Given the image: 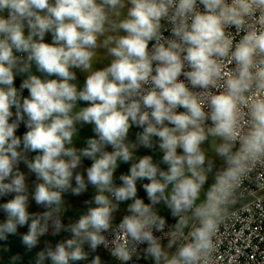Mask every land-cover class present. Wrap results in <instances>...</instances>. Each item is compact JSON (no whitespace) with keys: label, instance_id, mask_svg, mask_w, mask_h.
Here are the masks:
<instances>
[{"label":"clouds","instance_id":"9594fccd","mask_svg":"<svg viewBox=\"0 0 264 264\" xmlns=\"http://www.w3.org/2000/svg\"><path fill=\"white\" fill-rule=\"evenodd\" d=\"M101 50L108 63L93 69ZM85 125L93 135L76 147ZM140 148L162 156L137 158ZM121 164L130 167L117 184ZM257 165L264 0H0V198L11 196L0 203V253L10 236L30 253L68 233L45 240L31 264H104L100 249L117 264H205L223 209ZM89 186L86 212L65 225V194ZM30 199L44 211L30 212ZM177 235L169 254L163 242Z\"/></svg>","mask_w":264,"mask_h":264},{"label":"built area","instance_id":"2783aa9c","mask_svg":"<svg viewBox=\"0 0 264 264\" xmlns=\"http://www.w3.org/2000/svg\"><path fill=\"white\" fill-rule=\"evenodd\" d=\"M62 220L65 224L63 215ZM181 242L182 237L177 235V246ZM138 264L144 263L139 261ZM205 264H264V165L256 166L223 209L214 236V249Z\"/></svg>","mask_w":264,"mask_h":264},{"label":"crops","instance_id":"0c3cea01","mask_svg":"<svg viewBox=\"0 0 264 264\" xmlns=\"http://www.w3.org/2000/svg\"><path fill=\"white\" fill-rule=\"evenodd\" d=\"M46 42H51V35L50 34L46 36ZM107 63H108L107 57H106L105 53L103 52V50H101L100 53H98L92 61L93 69H95V67L96 68L104 67ZM33 71L35 72V68H33ZM76 71H77L78 79L75 82L78 83V85L80 87H82L86 74L80 72L79 70H76ZM36 74H38V73H36ZM22 79H23V77L17 76L16 81H15L17 87H19ZM23 94L25 96L28 95L27 90H25ZM136 131H137V129H135V128L132 129V132L130 134V139H134V133ZM92 135H93V133L91 130V126L85 125L79 132V138L75 141V146L76 147H84L85 146V143H84L85 139L92 136ZM109 150H111V149H109ZM134 155H136L137 158H138V155H153L154 161H159L160 156H162V153H159L158 151H150L148 149L140 148L138 150L137 154H134ZM90 164H91V161L85 160L83 165H82V168H86V167L90 166ZM129 167H130V164H121L120 167L117 169V172L115 173V176L117 178L116 179L117 184L120 183L118 177L121 174H126L128 172ZM161 167H165V166L161 165ZM21 170L25 171L27 173V169L23 165H21ZM35 182H36L35 176L29 174L28 175V183H29L30 191L32 190V187H33ZM146 182L147 181H138L137 187H138V195L141 198H143L145 200V202L147 203L148 202L147 196H146V193L144 192V190L142 188V184L146 183ZM94 194H95V190L91 186H89L88 191L81 196H72L70 194H65L64 199H65L66 211H64L63 213H65L66 215L62 213V215L66 217L65 225H67L71 222H74L76 219H78V217L81 214L86 212L88 205H86L84 202L86 200H90L94 196ZM9 198H11V196H9ZM127 203L128 202H125V203H122L119 205V211L116 213L117 221L120 218H122L123 215L126 214ZM37 207L38 206L35 204V202L30 199L29 209L32 210V209H35ZM157 210L162 215H165L167 217L169 225H173L175 223V221L168 214V210L165 207H163L162 205L157 206ZM43 211H44V209H43ZM3 219H4L3 213H0V221H3ZM26 230H27L26 228H22L19 231L25 232ZM67 236H68V233H61L58 237L55 238V240L52 243L55 244L57 241H59L63 238H66ZM46 238H48V237H46ZM163 244H164V247L166 248V250L169 252V254L174 252L175 247L177 246V244L175 243V245L173 247H168L169 241H167ZM7 247H8L7 252L0 253V256L3 257V259H0V264H4V261H6L10 255H20L21 256L20 264H31L32 258L35 256V252L41 250V248H37V249H34L30 253H26L24 248L22 247V245L20 243V237L19 236H10L9 240L7 242ZM99 255L102 257L104 264H117V262L113 258H111L107 254H105L101 249L99 250ZM142 262L144 264H147V262H145V261H142ZM81 264H84V262H81Z\"/></svg>","mask_w":264,"mask_h":264},{"label":"rangeland","instance_id":"374dc122","mask_svg":"<svg viewBox=\"0 0 264 264\" xmlns=\"http://www.w3.org/2000/svg\"><path fill=\"white\" fill-rule=\"evenodd\" d=\"M215 144H216V141H215V140H212V141H211V139H210L209 142H207V143L204 145V147H205L206 151L208 152L209 156L215 161V168H214V171H215V169L220 168V167L223 166V162H222V160H221L220 158L216 157V156H215V153H214V151H213L214 148H215ZM211 183H212V177H211V175H209V180H208V183L205 185V189H207L208 185H210ZM29 211H30V212H42L43 209H42L41 207L38 206V207L35 208V209H32V210L29 209ZM63 214H65V213H63ZM65 215H66V214H65Z\"/></svg>","mask_w":264,"mask_h":264},{"label":"trees","instance_id":"16d2710c","mask_svg":"<svg viewBox=\"0 0 264 264\" xmlns=\"http://www.w3.org/2000/svg\"><path fill=\"white\" fill-rule=\"evenodd\" d=\"M38 75H39V73H38ZM26 131V128L24 127V125L22 124L21 125V127H20V129L18 130V132H17V134L18 135H22L24 132ZM7 199H10L9 197H5V198H0V203H2V202H5ZM56 237H58V236H56ZM56 237H48V238H46V237H42L41 238V243H40V246L38 247V248H43L44 247V241L45 240H48V241H51V242H53L54 240H55V238Z\"/></svg>","mask_w":264,"mask_h":264}]
</instances>
